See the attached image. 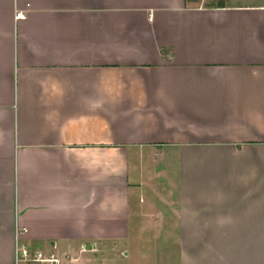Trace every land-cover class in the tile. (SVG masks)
Masks as SVG:
<instances>
[{
  "label": "crops",
  "instance_id": "1",
  "mask_svg": "<svg viewBox=\"0 0 264 264\" xmlns=\"http://www.w3.org/2000/svg\"><path fill=\"white\" fill-rule=\"evenodd\" d=\"M16 230L68 264H264V0H0V264Z\"/></svg>",
  "mask_w": 264,
  "mask_h": 264
},
{
  "label": "built area",
  "instance_id": "2",
  "mask_svg": "<svg viewBox=\"0 0 264 264\" xmlns=\"http://www.w3.org/2000/svg\"><path fill=\"white\" fill-rule=\"evenodd\" d=\"M23 12L19 11L15 14V18H23ZM18 230L15 232L14 257L12 264H68L75 258L68 253L46 252L37 248L31 250L26 244L19 242Z\"/></svg>",
  "mask_w": 264,
  "mask_h": 264
},
{
  "label": "rangeland",
  "instance_id": "3",
  "mask_svg": "<svg viewBox=\"0 0 264 264\" xmlns=\"http://www.w3.org/2000/svg\"><path fill=\"white\" fill-rule=\"evenodd\" d=\"M223 2H226V3H233V2H236V3H257L261 0H222Z\"/></svg>",
  "mask_w": 264,
  "mask_h": 264
}]
</instances>
